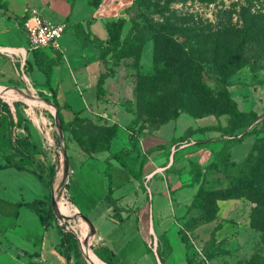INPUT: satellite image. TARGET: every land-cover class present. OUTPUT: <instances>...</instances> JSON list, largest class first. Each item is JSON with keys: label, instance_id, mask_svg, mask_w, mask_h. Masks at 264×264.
<instances>
[{"label": "rangeland", "instance_id": "374dc122", "mask_svg": "<svg viewBox=\"0 0 264 264\" xmlns=\"http://www.w3.org/2000/svg\"><path fill=\"white\" fill-rule=\"evenodd\" d=\"M60 1L76 4L66 30L76 37L81 24L89 38L73 66L93 76L89 106L96 121L82 115L67 132L89 152L104 149L120 126L133 145L181 115L193 127L225 126L231 110L220 101L222 92L240 113L236 135L258 131L232 149V160L248 167L244 178L230 184L224 165L214 161L204 175V207L192 214L193 223L176 228L196 263L264 264V0ZM8 10V1L0 0L2 14L8 17ZM133 21L137 40L126 39ZM2 55L11 65L0 73V90L24 92L5 91L10 102L0 94L12 110L33 93ZM210 140L191 147H208L215 143Z\"/></svg>", "mask_w": 264, "mask_h": 264}, {"label": "crops", "instance_id": "0c3cea01", "mask_svg": "<svg viewBox=\"0 0 264 264\" xmlns=\"http://www.w3.org/2000/svg\"><path fill=\"white\" fill-rule=\"evenodd\" d=\"M7 1L9 10L6 14L11 17L0 11L2 51L18 53L14 48L25 47L23 29L13 18L27 14L28 7H35L43 19L52 23L74 20L76 4L71 6L60 0ZM80 50L81 45L71 29H65L61 61L53 66L50 78L59 105L62 107L67 103L71 108L60 111L64 122L70 121L72 111L77 110L96 121L92 116L95 109L89 106L93 76L85 68L73 66L74 57ZM2 51L0 73L11 65ZM49 55L53 56L51 52ZM20 60L15 63L21 65ZM27 61L30 68L25 76L27 82L23 79L25 86L32 91V98L34 94L40 96L45 104L25 99L28 104L23 103L17 109L37 145L40 153L37 157L45 164L54 165L56 174L50 192L31 173L0 168V200L30 202L53 197L55 193L71 210V215L54 213L55 220L47 229L33 211L23 206L15 217L0 215V264H84L74 253L66 261L59 252L61 223L76 230L91 254L98 247L112 251V264H187L186 247L179 239L176 227L183 224L187 208L202 181V177L195 178L194 165L203 170L214 160V153L222 145L220 133L201 130L211 123L193 127L181 115L141 137L136 149L123 159L124 164L110 158L122 149H131L129 133L122 126L117 129L108 151L90 156L67 133L62 132V137L58 135L45 75L37 70L32 56H28ZM5 91L19 96V90ZM11 100L13 98L9 96L7 101ZM11 111L15 114L14 108ZM17 135L25 133L18 129ZM210 139L215 143L208 147H191L196 146L194 143L198 140ZM3 164L0 153V165ZM109 190L118 211L106 202ZM171 232L174 239L170 237ZM153 241H156L154 251Z\"/></svg>", "mask_w": 264, "mask_h": 264}, {"label": "trees", "instance_id": "16d2710c", "mask_svg": "<svg viewBox=\"0 0 264 264\" xmlns=\"http://www.w3.org/2000/svg\"><path fill=\"white\" fill-rule=\"evenodd\" d=\"M4 12V11H3ZM27 14L23 15L22 17L14 18L20 21V26L24 19L26 18ZM8 18H10L8 16ZM136 21H133V30L130 31L126 37V39H133L137 40L140 37L136 34L132 35L134 32V24ZM76 39L79 41V44H89V38L85 31L83 30L82 25H78L75 30ZM49 52L53 54L51 57ZM34 51L32 53V57L34 60V64L38 71L42 72L45 75V87L48 88L52 100L51 102L53 105L58 109V118L60 122V128L63 133H67L69 129H71V124L77 117H82V110L72 111V119L68 122H64L60 111L62 109L70 110V106L65 103L62 107L59 105L56 93L50 86V78H51V70L53 66H56L61 61V53L58 51ZM26 69L30 68V64L28 61L25 63ZM179 77H183L182 74L178 75ZM220 101L222 104L226 105L230 108V116L231 118L227 122L225 126L217 123L216 125L207 126L202 131H216L219 132L222 137V145L219 150L214 154V160L207 165L203 170L199 167L194 165L195 170V178L198 179L202 177L201 184L196 195L193 198L191 205L187 208L186 215L184 217L183 225H188L193 223L195 220L192 217L194 212H198L202 210L204 207L203 204V187L205 184L204 175L214 161H218L219 163L224 165V175L232 185H237L239 181L244 178L245 174L248 172L247 169L242 163H236L231 158V153L233 147L238 143L243 141L249 134L257 133V130H253L250 133H244L240 136L236 135L238 130L240 129V113L238 112L235 104L226 97L225 93H221ZM212 113H207L201 117H195V119H202L205 116L211 115ZM176 120V119H175ZM167 123V122H165ZM163 123V124H165ZM161 124V125H163ZM160 125V126H161ZM159 126V127H160ZM18 129H22L25 133L23 136L17 135L16 131ZM114 129V128H113ZM115 130V129H114ZM117 130V128H116ZM116 136V134H115ZM238 136V137H237ZM114 138V137H113ZM113 140V139H112ZM111 140V141H112ZM130 140V138H129ZM111 141L106 145V147L99 152L108 151L111 145ZM76 143L79 147L88 155H93L95 153L89 152L85 147H83L78 141ZM131 144V143H130ZM138 142L134 145L131 144V149H122L120 152L112 154L110 156L111 159H115L121 164H124L123 159L129 155L132 150L136 149ZM256 150V149H255ZM254 152V150H253ZM0 153L4 160V164L0 165V168H11L17 171H26L31 173L37 177V179L51 192L52 191V184L55 178L56 170L54 165L45 164L41 161L37 156L40 154L37 148V145L31 139L28 126L26 124L25 119L22 117L20 112L15 106V114L12 113L10 107L0 100ZM98 153V152H97ZM249 157V156H248ZM195 166L197 169H195ZM220 200V199H219ZM106 202L111 204L115 211L117 207L115 206L114 201L111 198V191L109 190L106 196ZM26 207L33 211L39 218V221L44 229H47L51 223L55 220V215L52 210L51 206V197L45 199H35L30 202L19 201V202H8L4 200H0V215H7V216H17L18 210L20 207ZM217 207V206H216ZM58 212L63 215L67 216V211L60 206H58ZM119 222L122 221L121 218L118 219ZM59 233L61 236V241L59 244V252L63 255L66 261L70 260L71 254L74 253L76 257L80 260L83 258L78 241L75 235L69 231H65L62 227H59ZM183 242V241H182ZM184 243V242H183ZM186 247V263L187 264H200L194 261L189 253V248ZM95 257L103 264H112L113 253L112 251L108 250L104 247H98L92 250ZM101 262V263H102ZM90 264H97L93 263L89 260Z\"/></svg>", "mask_w": 264, "mask_h": 264}, {"label": "built area", "instance_id": "2783aa9c", "mask_svg": "<svg viewBox=\"0 0 264 264\" xmlns=\"http://www.w3.org/2000/svg\"><path fill=\"white\" fill-rule=\"evenodd\" d=\"M21 27L26 37L25 47L17 49L18 53H10L7 51H3V52H5L7 56L11 58V62L13 63V66L16 70V74L20 76L22 79H25V81L27 82L25 77L27 75V69L25 66L27 57L31 56L34 51L48 50V51L60 52L61 51L60 42L65 34L66 25L64 23H52L46 21L38 13L37 10L32 9L27 14ZM19 58H21L20 60L21 65L19 64V67L17 69L14 63L17 62L16 60ZM194 144H200V143H194ZM59 227H62L65 231H69L79 237L76 230L66 225L65 223H61ZM78 244L82 255L85 258H87V254L84 250L85 246L83 245L82 240L78 241ZM152 249L153 251L156 249V241L152 242Z\"/></svg>", "mask_w": 264, "mask_h": 264}, {"label": "bare ground", "instance_id": "6f19581e", "mask_svg": "<svg viewBox=\"0 0 264 264\" xmlns=\"http://www.w3.org/2000/svg\"><path fill=\"white\" fill-rule=\"evenodd\" d=\"M20 92V91H19ZM18 94H24V92H20ZM0 94L4 96L5 99H8L7 96H5V93L0 90ZM30 100H37L39 103H43L42 101L38 100L36 97H34L33 99H30ZM63 171L61 170V180H60V183L62 184L63 183ZM54 197H55V200H56V203H57V208L58 206H60L61 208L67 210V216L71 215V210L68 209V207L64 204L63 202V199L62 198H58L55 193H54ZM75 213V212H74ZM79 224V223H78ZM86 254H87V259L88 261L90 260L91 262L93 263H97V264H103L101 263L93 254H91L90 252H88L85 248H84Z\"/></svg>", "mask_w": 264, "mask_h": 264}, {"label": "water", "instance_id": "95a60500", "mask_svg": "<svg viewBox=\"0 0 264 264\" xmlns=\"http://www.w3.org/2000/svg\"><path fill=\"white\" fill-rule=\"evenodd\" d=\"M49 105L52 106L54 108V110H55V114H54L55 126L57 128L59 136L62 137V131H61V128H60V122H59V118H58V109L52 103H49ZM54 198H55L54 196L51 197V206H52L53 212L57 215V213H58L57 203H56V200ZM76 239L78 241H81V238L78 237V236H76Z\"/></svg>", "mask_w": 264, "mask_h": 264}]
</instances>
